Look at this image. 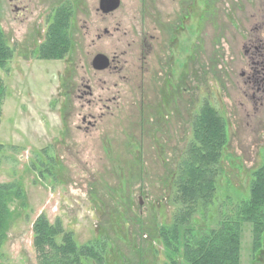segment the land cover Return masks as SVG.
<instances>
[{"label":"rangeland","instance_id":"374dc122","mask_svg":"<svg viewBox=\"0 0 264 264\" xmlns=\"http://www.w3.org/2000/svg\"><path fill=\"white\" fill-rule=\"evenodd\" d=\"M14 1L0 0V28L12 49L0 69V184L16 185L20 195L7 203L0 264H36L32 222L41 213L77 244L105 236V264H166L159 229L181 208L177 167L203 101L223 116L227 145L216 201L190 226H213L219 211L247 197L264 150V84L254 102L241 72L264 53V0H120L110 16L95 13L97 0H63L71 20L62 59L37 58L32 32L40 35L46 13L63 1L31 0L22 23ZM104 28L109 33L96 39ZM148 35L155 40L142 58ZM97 52L124 53L122 70L95 72ZM85 80L100 103L78 98ZM250 246L243 225L240 264H264V249L254 259Z\"/></svg>","mask_w":264,"mask_h":264},{"label":"trees","instance_id":"16d2710c","mask_svg":"<svg viewBox=\"0 0 264 264\" xmlns=\"http://www.w3.org/2000/svg\"><path fill=\"white\" fill-rule=\"evenodd\" d=\"M71 10L68 4L56 8L53 22L45 32V40L37 58L62 59L69 48L68 27ZM12 57L0 28V69ZM6 87L0 77V116ZM227 145L226 122L208 102L203 101L191 121V137L184 147L175 178L176 199L181 208L168 226L159 229V237L167 252L166 264H240L243 225L251 236V255L255 259L264 249V150L260 165L251 172L247 197L219 211L211 227L190 226L195 214L209 210L216 201L221 162ZM0 144V158L4 151ZM0 184V249L9 227L7 203L20 195L18 187ZM32 242L36 264H105L107 239L99 236L77 244L73 233L56 219L45 214L32 222Z\"/></svg>","mask_w":264,"mask_h":264},{"label":"flooded vegetation","instance_id":"af4514ba","mask_svg":"<svg viewBox=\"0 0 264 264\" xmlns=\"http://www.w3.org/2000/svg\"><path fill=\"white\" fill-rule=\"evenodd\" d=\"M11 1V0H9ZM13 1V0H12ZM63 1V0H62ZM31 0H15L14 3H12L13 5V10L16 13V18L19 17V21L22 23L24 22V20L27 19L28 17V13H29V6H30ZM65 5V1H63L60 5ZM58 5V6H60ZM82 5V3H81ZM120 6V3H119ZM56 6H53L45 15V29L44 30H40V35H38L39 32L36 31V33L34 32L35 30H33L32 33H34L35 38L37 39V42L34 46L36 53H38V49L40 48L41 44L44 42L45 40V32L46 29L48 28V26L53 22L54 20V16L56 14ZM119 8V7H118ZM117 8V9H118ZM117 9H115L112 12H107V13H103L99 7V0H97V7L95 8V13L100 14L99 16H110L113 12H115ZM80 11H82L80 9ZM44 20H42L43 22ZM69 27H70V22H69ZM68 27V28H69ZM261 28V27H260ZM115 31H118V26L115 27ZM109 30L107 28H104L102 33H95V38L96 39H100L103 35L108 34ZM155 40L154 35H148L146 37H143L142 40V47H144L145 50L142 51V55L141 57L144 58L146 57V55L148 54V52L151 50V46L153 44V41ZM262 46V45H261ZM264 49V48H262ZM245 52H248V49L245 50ZM96 54H103L108 58V65L104 68V69H100V70H96L93 69L91 66V61L92 58L96 55ZM124 54V53H123ZM123 54H117V53H112V54H105L102 52H97L95 53L91 60H90V66L91 68L95 71V72H106V73H116L122 70V67H118V63H122L120 61V55ZM264 53H262V51L260 52L261 55V61H255L252 62V66L249 67L250 70H248L247 72L245 70H243L241 72V76H243L244 80V84L248 87H250L253 91L251 92V95L249 96L251 98V100H253L254 102H256L257 100H259L260 97L256 96V91H260L261 90V85L264 84ZM64 58V57H63ZM106 82V81H104ZM115 83L112 85V87H115ZM111 88H106V92L105 93H112V91L110 90ZM96 87L95 85H93L92 83H90L89 80H85V81H81L80 85L77 86L76 88V93L78 92V98L84 102H86V104L91 105L93 104V102H96L97 104L100 103V101H102L101 98V94L96 92ZM97 94V95H96ZM249 94L245 93V96L247 97ZM112 98H114L113 93H112ZM96 100V101H94ZM104 100V99H103ZM106 102H108V99H105ZM105 104V103H103ZM106 107H108V104H105ZM87 116H82L81 121L85 122L86 121ZM89 120H87L88 125H93L91 121H94V118L91 114L88 115Z\"/></svg>","mask_w":264,"mask_h":264},{"label":"water","instance_id":"95a60500","mask_svg":"<svg viewBox=\"0 0 264 264\" xmlns=\"http://www.w3.org/2000/svg\"><path fill=\"white\" fill-rule=\"evenodd\" d=\"M120 0H99V7L103 13L112 12L119 7ZM108 65V58L103 54H96L91 61L93 69H104Z\"/></svg>","mask_w":264,"mask_h":264}]
</instances>
